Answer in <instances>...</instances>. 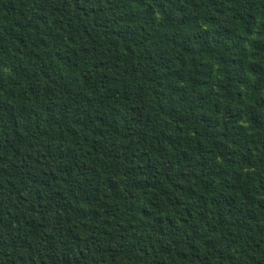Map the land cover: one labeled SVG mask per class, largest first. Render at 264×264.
Returning <instances> with one entry per match:
<instances>
[{"label":"trees","instance_id":"trees-1","mask_svg":"<svg viewBox=\"0 0 264 264\" xmlns=\"http://www.w3.org/2000/svg\"><path fill=\"white\" fill-rule=\"evenodd\" d=\"M0 264H264V0H0Z\"/></svg>","mask_w":264,"mask_h":264}]
</instances>
